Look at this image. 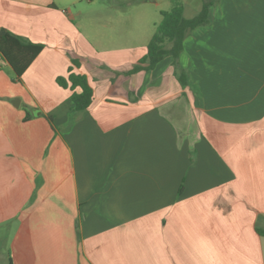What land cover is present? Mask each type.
Segmentation results:
<instances>
[{"label":"crops","instance_id":"0c3cea01","mask_svg":"<svg viewBox=\"0 0 264 264\" xmlns=\"http://www.w3.org/2000/svg\"><path fill=\"white\" fill-rule=\"evenodd\" d=\"M208 8L129 74L162 10L0 0V30L43 46L20 81L0 58V264H264V0Z\"/></svg>","mask_w":264,"mask_h":264},{"label":"trees","instance_id":"16d2710c","mask_svg":"<svg viewBox=\"0 0 264 264\" xmlns=\"http://www.w3.org/2000/svg\"><path fill=\"white\" fill-rule=\"evenodd\" d=\"M209 4L210 2L204 3L199 13L190 19L184 17L183 6L179 3L174 4L169 11H161V22L146 46L145 56L128 73L150 71L167 56L177 60L188 34L196 27L207 23ZM42 50L41 44L27 41L5 29L0 30V58L12 69L16 81H20ZM57 84L71 90L70 101L73 111L84 112L89 108L93 91L84 75L74 73L73 68L70 67L67 78H58ZM45 118L55 130L53 119L50 116ZM28 119L27 115L24 121Z\"/></svg>","mask_w":264,"mask_h":264},{"label":"rangeland","instance_id":"374dc122","mask_svg":"<svg viewBox=\"0 0 264 264\" xmlns=\"http://www.w3.org/2000/svg\"><path fill=\"white\" fill-rule=\"evenodd\" d=\"M105 1L116 2L117 0H105ZM127 1H131V0H127ZM143 1L145 2L146 14L152 17L151 20L154 19L156 20V18L158 19L159 17L157 14L160 10L169 11L172 8V6L176 3H179L183 6L184 17L191 18L195 15L197 11L199 12L198 9L200 7L196 10V12H194L195 10L190 9V6L191 8H193V6H195L196 4L200 6L201 4L207 2H210L211 4H217L220 0H143ZM146 18L148 17L146 16ZM167 47H169V45H167Z\"/></svg>","mask_w":264,"mask_h":264}]
</instances>
